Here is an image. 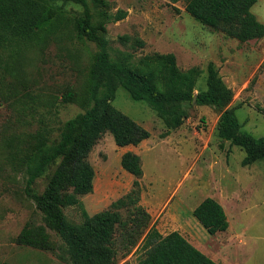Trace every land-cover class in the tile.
Listing matches in <instances>:
<instances>
[{"label": "rangeland", "instance_id": "rangeland-1", "mask_svg": "<svg viewBox=\"0 0 264 264\" xmlns=\"http://www.w3.org/2000/svg\"><path fill=\"white\" fill-rule=\"evenodd\" d=\"M53 1L73 19L84 10L75 0ZM108 1L112 13L128 12L107 24L114 49L137 57L174 53L181 69H200L195 93L207 88V66L213 61L234 90L230 106L242 130L264 136V37L241 42L205 26L186 11V0ZM252 12L264 23V0ZM125 34L143 39L145 46L124 45L120 36ZM97 51L94 42L80 40L69 30L42 41L0 46V264H67L52 251L17 244L16 237L29 220L44 224L33 194L44 191L57 164L49 165L33 184L28 183L27 165L36 145L57 142L65 122L89 106L87 74ZM70 91L73 100L66 99ZM113 104L151 137L126 147L117 146L110 133L99 140L90 154L94 191L81 197L89 214L109 208L132 189L136 177L121 164L122 155L132 151L140 155L144 169L140 204L160 233L179 231L221 264H264V160L242 164L245 150L219 136L222 112L195 101L184 103V123L163 137L166 125L148 102L133 99L123 87ZM206 197L224 206L229 220L225 231L212 235L193 215ZM65 213L74 223L83 220L78 207ZM49 233L60 242L54 231ZM125 253L120 249L117 264H138L143 251L136 246Z\"/></svg>", "mask_w": 264, "mask_h": 264}, {"label": "trees", "instance_id": "trees-1", "mask_svg": "<svg viewBox=\"0 0 264 264\" xmlns=\"http://www.w3.org/2000/svg\"><path fill=\"white\" fill-rule=\"evenodd\" d=\"M180 0H171L176 3ZM84 10L74 19L63 5L53 0H0V46L9 41H42L48 36L74 31L80 40L94 42L98 51L87 74L88 107L65 122L60 139L41 142L28 162V183L33 184L49 165L54 172L40 194H33L44 224L29 220L16 237L19 245L54 252L67 264H117L120 249L125 254L139 246L138 264H221L190 242L179 231L166 235L151 225V214L140 204L144 174L139 154L127 151L122 167L136 179L132 189L109 208L90 215L81 200L94 191L95 168L90 154L106 134L119 147L137 146L151 132L116 108L119 88H126L135 100L148 102L166 125L163 137L185 121L184 103L214 106L222 112L218 133L222 139L242 147L243 165L264 160V136L242 130L235 107L230 106L234 90L227 85L213 61L207 66V88L195 93L201 71L183 70L174 53L153 52L137 57L114 49L106 36L107 24L122 20L128 12L110 11L108 0H75ZM258 0H186V11L198 22L241 42L264 37V23L252 12ZM94 8V9H93ZM96 10L99 20H95ZM72 27V28H71ZM124 45L144 47L139 37L120 36ZM74 93L66 99L73 100ZM263 115L264 110L261 109ZM68 207L81 210L82 221L74 223L65 213ZM123 210L128 213L124 215ZM199 223L212 235L225 231L229 220L224 206L213 197L204 198L193 210ZM49 229L60 238L53 240Z\"/></svg>", "mask_w": 264, "mask_h": 264}, {"label": "bare ground", "instance_id": "bare-ground-1", "mask_svg": "<svg viewBox=\"0 0 264 264\" xmlns=\"http://www.w3.org/2000/svg\"><path fill=\"white\" fill-rule=\"evenodd\" d=\"M206 230V229H205Z\"/></svg>", "mask_w": 264, "mask_h": 264}]
</instances>
